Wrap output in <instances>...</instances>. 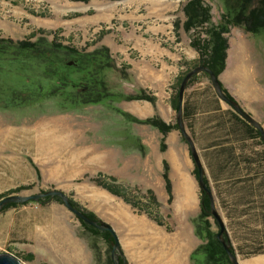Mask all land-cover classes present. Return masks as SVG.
Masks as SVG:
<instances>
[{
    "label": "rangeland",
    "instance_id": "374dc122",
    "mask_svg": "<svg viewBox=\"0 0 264 264\" xmlns=\"http://www.w3.org/2000/svg\"><path fill=\"white\" fill-rule=\"evenodd\" d=\"M7 1L16 5L17 0ZM107 1L111 2V7H116L115 18L108 24H101L98 32L94 33L92 31L93 29H90L86 38L78 34V20L84 15L95 13V11L93 9L86 12L81 10L77 11L78 8L76 6H79V4H75L73 8L71 6L67 7L66 5H57L56 7L61 10H55L51 14L48 4L38 3L36 5L35 3L30 4L31 2L21 0L22 10L25 14L27 13V16L24 15L21 16L22 18H19V16H10L6 12V22L11 25L7 26L6 30L0 29V200L14 194L32 195L50 190L65 189V194L69 196L70 200L82 210L94 214L93 199L96 193L93 189L97 187L109 191L105 187L109 185L114 186L118 193L124 195L130 201L139 203L137 207L132 206L139 212L153 215L154 212L159 211L160 203L157 194L152 190L145 189V185L143 184L127 183L125 180H120L118 177L107 173H99L96 175L87 174L72 182L66 181L64 176L68 171L73 169L69 160L71 150L67 145L69 138L73 139L72 141L75 143L76 148L85 145L92 149L96 138L95 136L104 135V133H97V130H99L98 126L102 122L129 121L137 125L134 128V131L137 132V130L141 129V125H149L142 123L144 120L154 117L162 120L161 115L157 111V97L147 94L143 89L133 88L131 84H134V81L128 79L129 73L126 68L117 66L110 49L100 42L105 35H108L110 31L120 26H123L127 31L130 29V24L133 23L163 22V20H159L148 13L146 4H149V0ZM163 1L161 0V3ZM202 1L211 8L212 23L214 25L221 24L223 22L222 16L226 12L224 0ZM187 2L188 0H179V10L175 12V18L171 20L176 26L182 24L184 27V22L186 21L184 7ZM135 7L139 9H135ZM165 14L166 19H168V16L173 15L168 9L165 10ZM30 15L35 16L40 21L47 20L50 27L40 26V28H33V21ZM229 27V32L225 35L228 39L229 47L252 45L253 49L257 51L259 57L258 62H260L259 66L264 68V32L254 35L245 32L242 27L233 25ZM191 33L187 32L192 39ZM202 37L204 36L202 35ZM40 39H45L48 44L54 43L56 45L73 47L82 52H93L103 46L107 47L110 51L113 67L104 70L101 73V78L105 81V91L110 94V99L99 104H79L74 108L65 107L62 104L63 99L55 96V94L61 92L55 93L53 90H49L50 87H54V84L47 83L42 78L43 75L38 70L39 67L34 63L22 62L23 56L18 54L16 56L14 55L16 52L14 45L29 41L38 42ZM7 41L12 42L9 43ZM246 42H253V44H247ZM195 65H198V61ZM193 68L194 65L189 67L175 83L172 106L176 114V123L167 125H172L173 127L178 125V110L176 109L174 97L178 88H180L179 79ZM196 75V78L200 75V77H206L210 80L203 73ZM71 76L74 79L77 77L74 73ZM257 77L261 79L260 76ZM262 79L264 78L262 77ZM258 82L261 83V81ZM41 85L44 86L40 91L42 93L36 95L37 91L34 88L40 87ZM74 91V89L69 88L68 93L73 94ZM143 94L152 97L154 100H130L126 98L132 95L140 96ZM143 102H148L155 108V112L151 117L131 113L128 110L129 108H127L128 106L135 105V103ZM223 103L230 107L227 103ZM151 128L158 129L160 134H162V137L157 139V143H155L157 149L152 154L150 152V166H153L155 163V155L153 154L160 155L162 159L161 181L163 182V188L161 189V217H170L175 210L172 207L173 201L179 200L185 202L184 187L187 184L183 181L175 165L171 167L167 159L170 157L173 164V159L175 158L178 164L185 167V159L180 151H176L179 150L178 148L181 145H169L166 142V136L173 129L179 130L180 133L181 131L179 127H175L164 134L157 127L151 126ZM51 129L54 132L50 136L53 148L49 150L45 147L44 142L47 138L46 131ZM119 130L124 133L126 130L130 131V129L126 128H120ZM68 132H72V136L67 135ZM133 136L139 140L137 134ZM39 140H41L42 144L38 143ZM131 140L133 141V138ZM181 140L182 144L184 143L187 147L190 161L194 167L192 175L195 178L196 191L191 192L188 186L187 191L190 203L194 201L196 206L195 208L193 206L192 212L190 213L191 216L196 217L193 221L196 233V223L201 213L200 203L202 191L200 189L198 175L195 174L197 167L192 158L189 145L182 133ZM123 145H127L130 151L133 149V152H135L134 155L138 154L143 158L146 157L147 148L141 145V143L125 142ZM133 162L136 166V162ZM205 174H207L206 170ZM204 177H207L209 180V188L213 192L216 210L221 219L224 220L225 218L227 220L229 216V220L233 219L235 221L236 217L241 218V224L239 226L236 224V227L240 228L234 234L237 240L236 242L241 243L248 250L247 247L264 241V230L259 232V226L264 221V218L260 214L254 213L252 208L241 209L237 207V203H232L230 196L234 192L229 191L231 187L227 186V183L230 182L227 181L219 184L220 191H218L213 176L205 175ZM31 178H34L33 182L26 181L23 183L24 179L28 180ZM261 181L264 183V171L252 182L258 183ZM168 182L169 188L167 187ZM108 193L124 200L123 197L111 191ZM57 198L55 197L50 201H45L44 198L40 200L43 202L32 201L27 202V204H17V206L6 205L0 211V255L9 254L17 258L21 264H97L95 253L91 248L90 233L84 230L81 219L73 214L61 199ZM184 210L185 208H182V211ZM35 217L41 225L38 229L33 225ZM209 220L212 224V229L218 232L219 228L214 216L209 217ZM197 237L199 238L198 235ZM94 239L101 249L105 263L106 242L102 236H97ZM73 240H78L84 245V248L82 249L73 245ZM199 240L201 239L199 238ZM200 242L201 244L204 243L202 240ZM202 258L203 256L199 254L197 257L198 264L203 263ZM240 258L251 257L242 256ZM111 259L115 263L112 258V250ZM191 261L193 264H196V261L192 260V256Z\"/></svg>",
    "mask_w": 264,
    "mask_h": 264
},
{
    "label": "crops",
    "instance_id": "0c3cea01",
    "mask_svg": "<svg viewBox=\"0 0 264 264\" xmlns=\"http://www.w3.org/2000/svg\"><path fill=\"white\" fill-rule=\"evenodd\" d=\"M25 1L36 5L38 3L48 4L51 14L55 10H61L56 7L57 5L73 8L75 4H79L76 6L77 11L83 12L93 9L95 13L84 15L78 20V34L84 38L89 34L90 29H93L94 33L98 32L101 24L110 23L116 14V7H111V2L107 0H89L87 3L69 0ZM70 3L72 4L69 5ZM146 6L149 14L163 20V22L133 23L130 24V29L127 31L123 26H120L105 35L100 43L110 49L117 66L126 68L129 73L128 79L134 81V84H131L133 88L143 89L147 94L157 97V111L162 120L166 124H175L176 114L172 106L175 83L189 67L197 63L199 53L191 46V38L184 30L183 25L176 26L171 21L175 18V12L179 10V0H164L162 3L161 0L151 2L149 0V4L147 3ZM135 9L139 8L135 7ZM167 9L173 13L172 16L167 17L168 19L165 17V10ZM6 12L10 16H19V18L24 15L27 16V13L25 14L22 10L21 0H17L16 5L7 0H0V29L2 30H6L7 26L11 25L6 22ZM30 17H32L33 28L50 27L47 20L40 21L35 16L30 15ZM166 20L167 22H165ZM246 43L253 44V42ZM258 61L257 51L253 49L252 45L231 46L227 52L225 69L218 79L233 100L251 115L264 130V79H262V77L264 78V68L259 66L260 62ZM257 76H260L261 79ZM216 99L211 81L199 75L186 88L182 105V113L185 106L188 114L186 120H183L185 130L191 137L206 170L207 174L205 175L208 176H213L214 167L210 163L215 160L213 155L217 151V147L213 146L218 136L216 124L222 116H229L226 111L232 110L220 99L217 103ZM127 108L131 113L145 115L144 117H151L155 112V108L148 102L135 103V105ZM136 126L129 121L100 123L99 130L96 132L104 133V135L95 136L92 149L85 145L76 148L73 139L69 138L67 145L71 150L69 160L73 169L64 175L65 180L72 182L87 174L107 173L118 177L120 180H125L127 183L145 185V189L152 190L157 194L160 203L159 211L154 212L153 215L139 212L123 199L108 193L109 191L105 189L97 187L93 189L96 193L93 199V213L101 222L110 225L112 228L119 242L120 258L125 264H193L191 256L201 244L193 224L196 217L190 215L193 206L196 207L194 201L190 204L179 200L173 201L172 207L175 209L173 215L161 217L162 159L160 155L153 154L155 155V163L150 166V156L157 149L155 143H157V139L162 137V134L158 129L151 128L149 125H141V129L135 132ZM120 128L130 129V131L126 130L124 133L119 130ZM53 133V129L46 131L47 138L44 143L49 150L53 148L50 141V136ZM71 134L72 132H68L67 135L72 136ZM134 134L138 135L137 138L140 141L133 136ZM123 141L144 145L147 148L146 157L134 155L133 149L130 151L127 145H123L125 143ZM166 142L169 145H181L176 151H180L185 159V167L178 164L175 158L173 164L170 157L167 159L171 167L175 165L189 190L195 192V178L192 175L194 167L190 161L186 145L182 144L179 130H171L166 136ZM252 142L254 141H245L247 144ZM38 143L42 144L41 140ZM254 149H257L258 152L236 150L235 155L260 159L261 147L257 146ZM133 161L136 162V166ZM243 166L244 164L240 163L241 169ZM257 166L258 163H251L252 168L255 169ZM249 175L254 177L253 174ZM26 181L33 182L34 178L24 179L23 183ZM223 182H227V180ZM228 182L230 183H227V186L231 187L229 191L234 192L230 196L232 203H237V207L241 209L252 208L254 213L262 216L264 212V185L233 183L232 179H229ZM60 190L65 193V189ZM182 208L185 210L182 211ZM228 218L222 220L225 227L224 234L234 247L239 263L264 264V253L254 254L250 256L251 258H240L244 256V253L239 251V248L243 246L236 242L234 234L240 229L236 227V224L238 226L241 224V218L236 217L235 221ZM245 224L247 223L245 222ZM33 225L36 229L41 226L36 217ZM263 230L264 221L259 226V232ZM72 243L82 249L84 248V245L78 240H73Z\"/></svg>",
    "mask_w": 264,
    "mask_h": 264
},
{
    "label": "trees",
    "instance_id": "16d2710c",
    "mask_svg": "<svg viewBox=\"0 0 264 264\" xmlns=\"http://www.w3.org/2000/svg\"><path fill=\"white\" fill-rule=\"evenodd\" d=\"M72 1L88 2L89 0ZM224 2L226 12L222 16L223 22L219 25H214L212 23L211 8L204 4L202 0H188L184 7L186 16L184 29L186 32H192L191 46L199 53L198 65H194V68L204 65L211 69L217 77H219L225 69L227 50L229 48L228 39L225 35L229 32V26L242 27L245 32L254 35L264 32V0H224ZM202 35L204 37H202ZM7 42L11 43L12 41ZM14 46L16 48V52L14 53L15 56L17 54L23 56L22 62L24 63L36 64L39 67L38 70L42 72V78H44L47 83L54 84V87L49 88L50 91L53 90L55 93L61 92L59 93L60 95L57 93L55 96L63 99L62 104L65 107L74 108L79 104H99L110 99V94L105 91V81L101 78V73L104 70L113 67V61L107 47L103 46L93 52H82L73 47L56 45L54 43L48 44L45 39H40L38 42L29 41L27 43H18ZM72 73L77 76H75V79L71 76ZM203 74L209 77L208 74ZM185 75L186 74L179 79V84H181ZM196 76L197 75L189 80L187 87L195 80ZM43 87L44 86L41 85L40 87L34 88V90L37 91L36 95L42 93L40 91ZM69 88L75 90L73 94L68 93ZM222 89L224 94L229 99L233 100L223 86ZM214 94L217 98L216 102L218 103L220 98L215 90ZM126 98L130 100H154L146 94L140 96L132 95ZM174 100L176 109L179 110V88ZM226 113H229V116H222L220 121L216 124L218 136L213 146L217 147V151L213 155L215 160L210 163L211 165L213 164L214 167L213 178L215 183H217L218 191H220L219 184L224 180L228 181L232 179L233 183L241 182L244 184H251L254 183L252 181L258 178L264 171V142L260 131L243 119L233 109L226 111ZM186 116H188V114L184 106L183 120H186ZM142 123L157 127L164 134L172 128L178 127V125L174 127L172 125H167L157 117L144 120ZM246 140H253L254 142L247 144L245 143ZM257 146L261 147L262 155L260 159L235 155L236 150L242 152H258L257 149H254V147L257 148ZM220 157L223 158L220 159ZM253 162L258 163L255 169L251 167V163ZM240 163L244 164L242 169L239 167ZM195 174L198 175L197 169L195 170ZM249 174H253L254 177L252 178ZM165 177L167 178L166 174ZM204 180L207 187H209L208 178L204 177ZM258 183L264 185L262 181ZM105 187L112 193L123 197L131 206L137 207L139 205V203L130 201L128 198L124 197V195L118 193L114 186L106 185ZM167 187L169 188V182L167 183ZM48 199L49 198H45L44 200L46 201ZM70 202L73 207L83 212L90 219L101 222L94 214L82 210L72 200H70ZM7 206H17V204H8ZM200 208L201 213L197 219L196 233L204 243L193 253L192 260H195L196 264H198L197 257L201 254L203 256L202 264H232L221 242L217 238L220 232V226L217 222L216 224L219 228L218 232L212 229V224L209 220V217L213 216L211 213V203L209 196L203 191ZM262 217L264 218V212L262 213ZM81 222L84 230L90 233L91 248L95 253L97 264H102V262L103 264H114L111 259L114 236L109 231L99 230L82 220ZM97 236H102L107 245L105 263L103 261L101 249L94 239ZM223 237L230 245L231 252L236 255L234 247L230 244L225 234ZM245 248L246 247L239 248V251L243 252L245 257L264 253V241L257 242L247 247L248 250ZM122 263H124L123 259L120 258V264Z\"/></svg>",
    "mask_w": 264,
    "mask_h": 264
},
{
    "label": "water",
    "instance_id": "95a60500",
    "mask_svg": "<svg viewBox=\"0 0 264 264\" xmlns=\"http://www.w3.org/2000/svg\"><path fill=\"white\" fill-rule=\"evenodd\" d=\"M199 73L208 74L210 81H211V84H212L214 90L216 91V93L218 94L219 98L221 99V101L227 103L243 119H245L248 123L253 125L256 129H258L261 133L263 142H264V130L261 127V125L251 115L246 113L235 101L229 99L224 94L218 77L213 73V71L211 69H209L208 67H206L204 65H200V66L193 68L191 71H189L185 75V77L183 78V80L180 84V88H179V110L177 113L178 127H179L183 137L185 138L186 142L189 145L192 158H193L194 163L198 169V181H199L200 189H201V191L207 193V195L209 196L210 203H211V213L214 216V218L216 219V222L218 223V225L220 226V232L218 233L217 238L219 239L223 248L225 249V251L229 257L230 262L232 264H240L238 257L231 252L230 245L226 242V240L223 237V235L225 233V227H224V224H223L221 217L217 213L213 192L209 187H207V185L205 183L204 166L202 164V161L199 157V154L196 150V147H195L191 137L188 135V133L185 130V126L183 123L182 105H183L184 93H185V90L187 88L189 80L193 76H195L196 74H199ZM55 197L60 198L63 201V203L65 204V206L73 214H75L79 219H81L85 223H87V224H89V225H91V226H93L99 230L109 231L114 236V242L112 244V258L115 261L114 264H120L121 251H120L119 242H118L112 228L110 227V225H108L104 222H96V221L90 219L89 217H87L80 210L73 207L71 202H70L69 196L67 194H65L63 191L50 190L47 192L36 193V194H32V195H18V194L9 195V196H6L0 200V211L8 204H24V203L31 202V201L39 202L40 200H42L44 198H49L48 200L50 201ZM0 264H21V263L17 258H15L9 254H2V255H0ZM122 264H125V263H122Z\"/></svg>",
    "mask_w": 264,
    "mask_h": 264
},
{
    "label": "bare ground",
    "instance_id": "6f19581e",
    "mask_svg": "<svg viewBox=\"0 0 264 264\" xmlns=\"http://www.w3.org/2000/svg\"><path fill=\"white\" fill-rule=\"evenodd\" d=\"M184 193H185V203L186 204H190V198H189V194H188V191H187V186L184 187Z\"/></svg>",
    "mask_w": 264,
    "mask_h": 264
}]
</instances>
